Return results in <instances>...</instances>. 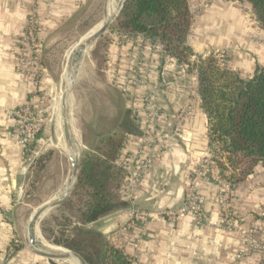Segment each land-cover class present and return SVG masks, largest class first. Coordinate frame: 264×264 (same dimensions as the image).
I'll return each instance as SVG.
<instances>
[{
  "label": "crops",
  "instance_id": "crops-1",
  "mask_svg": "<svg viewBox=\"0 0 264 264\" xmlns=\"http://www.w3.org/2000/svg\"><path fill=\"white\" fill-rule=\"evenodd\" d=\"M107 1L0 0V264H46L25 246L8 255L14 239L19 240L13 211L24 163L18 122L10 111L27 103L44 107L47 90L53 82L48 64L38 83L17 70L19 38L29 15L36 9L44 51L49 35L73 18L82 4L102 2L106 9ZM188 3L193 20L187 40L195 51L193 61L196 55L218 49L227 52L224 66L243 77H252L258 68H264V28L258 24L248 1L188 0ZM111 35L106 65L108 80L119 88L123 76L139 68L140 76L148 83L131 89L139 106L140 95L159 82L162 64L167 62L164 51L152 37ZM173 77L169 92L160 90L155 98L171 120L192 103L191 113L183 124L189 141L185 144L177 136L167 139L164 150L136 192L134 205L151 213L149 223L129 225L130 212L126 207L87 227L100 231L135 264H264L263 250L247 253L245 238L226 227L228 220L221 210L227 191L225 182L215 174H203L204 156L209 151L208 117L197 91L196 70H176ZM42 138L47 137L42 135ZM152 146L147 145L148 150L153 151ZM136 149L137 141L132 138L121 149L120 160ZM194 177L206 199L203 225L184 208L187 185ZM229 191L243 225L264 231V165L257 164L244 181L229 186ZM162 209H177L178 215L169 218L159 213Z\"/></svg>",
  "mask_w": 264,
  "mask_h": 264
},
{
  "label": "trees",
  "instance_id": "trees-1",
  "mask_svg": "<svg viewBox=\"0 0 264 264\" xmlns=\"http://www.w3.org/2000/svg\"><path fill=\"white\" fill-rule=\"evenodd\" d=\"M253 9L258 24L264 28V0H245ZM111 26V34L123 37L145 35L156 39L164 53L196 70L197 91L208 117L209 151L219 176L234 185L244 181L259 163L264 165V68L252 77H243L220 64L211 51L196 55L188 42L193 15L188 0H127ZM46 63V62H45ZM47 65V64H46ZM132 110L124 111L121 137H109V149L84 153L80 175L72 196L63 205L77 216L81 242L54 243L87 255L96 264H134L122 248L109 242L87 224L128 207L121 195L125 169L120 151L125 136L137 132ZM42 230L45 232L44 223ZM24 246L14 245L15 252ZM92 252L100 258L96 261Z\"/></svg>",
  "mask_w": 264,
  "mask_h": 264
},
{
  "label": "rangeland",
  "instance_id": "rangeland-1",
  "mask_svg": "<svg viewBox=\"0 0 264 264\" xmlns=\"http://www.w3.org/2000/svg\"><path fill=\"white\" fill-rule=\"evenodd\" d=\"M109 9L108 0L106 16L109 14ZM104 15L105 8L102 2L82 4L77 14L50 34L44 45L43 60L44 63L46 62L45 66L49 65L53 77V82L47 90L46 105L42 107L46 118L43 135L47 138L37 147L36 155L30 154L24 160L23 179L17 188L19 197L17 196L15 200L16 206L13 211L19 232L18 238L26 248H28L26 229L33 212L57 194L64 186L71 169L63 126L57 115L58 97L62 89V76L69 51L82 36L104 18ZM111 26L86 55L72 93L70 126L80 145V162L84 153L100 152V147L109 149V137L118 138L122 135L120 123L127 107L126 98L119 88L111 84L106 74L109 43L112 40ZM62 207L63 205L54 209L43 219L40 233L47 243L76 251L53 242L59 239L66 242H81L84 237L78 233L81 223L77 216ZM43 223L45 232L42 230ZM86 251L92 253L96 261L100 259L92 252L90 246H87ZM84 256L91 264H96L93 259ZM41 258L46 264H69L66 261Z\"/></svg>",
  "mask_w": 264,
  "mask_h": 264
},
{
  "label": "built area",
  "instance_id": "built-area-1",
  "mask_svg": "<svg viewBox=\"0 0 264 264\" xmlns=\"http://www.w3.org/2000/svg\"><path fill=\"white\" fill-rule=\"evenodd\" d=\"M212 52L218 58L220 64L224 66L227 56L226 51L216 49ZM164 58L167 61L166 63H168L170 57L164 53ZM166 63L162 64L159 82L150 85V89L140 95L139 101L141 104L139 106H137L138 100L136 97L132 96L131 89H135L139 85L148 84L140 76L138 72L139 68L137 67L138 69H135L132 73L122 75L124 81L118 84L119 89L127 98V108L132 110L133 122L137 128V132L129 133L125 136L122 145V148L125 147L132 138L137 141V149L126 153L121 159V164L126 172L121 186V195L129 203V225L140 224L146 226L150 221L151 213L135 206L134 200L138 188L151 170L155 160L164 150L167 139L177 136L185 144L189 141L183 124L186 117L191 113L192 103L183 107L177 117L171 120L170 115L163 111L155 98L160 90L168 93L175 80L173 77L175 71L169 70ZM16 68L18 71L29 75L37 83L40 81L43 73L46 72L43 60V41L38 34L36 9H33V12L29 15L25 31L19 38ZM136 106L137 109L135 108ZM10 112L17 119V132L22 143L23 157L26 160L30 154L36 155L37 147L45 141V138H42L44 123L46 121L45 110L27 103L12 109ZM141 114L143 115L141 116ZM139 129L142 130H140V133ZM149 144L154 145L152 146L153 151L148 150L147 145ZM204 165L203 174H215L217 175V179L222 180L227 185V191L221 202L222 213L228 220L226 224L227 229L237 231L245 238L248 244L247 253H253L257 250L264 251V231L254 226L245 227L243 225L230 201L229 186L232 184L219 176L210 151L204 156ZM197 177L192 178L188 182L184 208L195 216L199 225H203L206 221L204 211L206 199L197 188ZM159 213L169 218H175L178 215V210L162 209ZM18 242V239H14L8 250L9 256L15 252L14 245Z\"/></svg>",
  "mask_w": 264,
  "mask_h": 264
},
{
  "label": "water",
  "instance_id": "water-1",
  "mask_svg": "<svg viewBox=\"0 0 264 264\" xmlns=\"http://www.w3.org/2000/svg\"><path fill=\"white\" fill-rule=\"evenodd\" d=\"M127 0H120V4L117 8V11L115 13L114 18L109 22V17H106V9H105V15L104 18L100 21H102L101 27L96 30L92 35H90L87 44L85 45L84 48L81 50L72 52L68 55L65 67L67 70L70 68H76L79 64H82L83 61L85 60L86 55L89 53V51L93 48L95 43L102 37V35L108 30V28L111 26L113 20L122 12L124 8V3ZM99 21V22H100ZM98 22V23H99ZM97 23V24H98ZM96 24V25H97ZM167 68L172 71H182L184 70L185 72H188V65L186 63L181 62L178 59L175 58H170L168 60V65ZM77 78V77H76ZM76 78L73 80L71 83L68 93H73L75 83H76ZM69 113L67 111L63 113L62 117V126H63V132L65 136V140L67 143V148L73 153L74 155V160L71 162V169L69 176L66 180V191L61 193V195H55L52 199L44 202L38 208L35 210L32 218L28 222L27 229H26V244L28 248L35 254L52 260V261H68L71 259H77L83 264H91L84 255H82L79 252L72 251V250H67L66 252H53L44 249L43 247L37 245L32 238V233L35 230V228L39 227L40 224L43 221V219L50 214L51 211L54 209L64 205L66 201L71 197L73 194V191L76 187V184L78 183L79 180V175H80V157H81V151H80V145L75 138V136L72 133L71 126H70V119H69ZM60 191V190H59ZM58 191V192H59Z\"/></svg>",
  "mask_w": 264,
  "mask_h": 264
},
{
  "label": "bare ground",
  "instance_id": "bare-ground-1",
  "mask_svg": "<svg viewBox=\"0 0 264 264\" xmlns=\"http://www.w3.org/2000/svg\"><path fill=\"white\" fill-rule=\"evenodd\" d=\"M123 3H125V1ZM119 4H120V0H109L110 9H109V14L106 16L107 18L108 17L110 18L109 22L114 18ZM101 25H102V21H100L96 26H94V28H92L84 36H82L79 39V41L70 49L69 54L84 48L85 45L87 44V41H88L90 35H92L96 30H98L101 27ZM80 66H81V64H79L76 68H70L69 70H67L66 68L64 69L63 76H62V81H63L62 89H61V92H60L59 97H58L59 107L57 109V115H58V118L61 121V123H62V117H63L64 111L65 112L67 111V113L70 114L71 105L73 103V95L71 93H68V89H69L71 83L73 82V80L77 77V74L79 73V70H80ZM69 119H70V115H69ZM67 153H68V156L72 162L74 160L73 153H71V151L68 148H67ZM65 188H66V183L60 189V191L57 192V195L59 196V195H61V193L65 192L66 191ZM40 232H41L40 228L37 227V228H35V230L32 233L33 241L37 245L43 247L46 250L53 251V252H66L67 251V249H65L63 247H60V246H57V245H54L51 243H47L46 242L47 240L41 236ZM66 262H68L69 264H83L80 261H78L77 259H71V260H68Z\"/></svg>",
  "mask_w": 264,
  "mask_h": 264
}]
</instances>
